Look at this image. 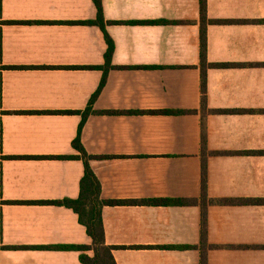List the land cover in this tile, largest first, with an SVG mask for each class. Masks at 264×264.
<instances>
[{"label":"crops","instance_id":"crops-1","mask_svg":"<svg viewBox=\"0 0 264 264\" xmlns=\"http://www.w3.org/2000/svg\"><path fill=\"white\" fill-rule=\"evenodd\" d=\"M102 6L115 49L80 138L116 263L264 264V0H207L205 102L200 0ZM96 17L93 0H0V247H25L0 264H82L38 247L92 245L54 203L81 196L73 143L108 51Z\"/></svg>","mask_w":264,"mask_h":264},{"label":"trees","instance_id":"trees-1","mask_svg":"<svg viewBox=\"0 0 264 264\" xmlns=\"http://www.w3.org/2000/svg\"><path fill=\"white\" fill-rule=\"evenodd\" d=\"M97 8V17L95 21L86 22L84 24L96 25L100 27L104 33L105 40L108 44V51L106 53V65L103 67H97L98 69L104 70V77L101 82V85L95 94L91 105L87 110L82 114V123L78 133V137L73 143L74 148L80 153V156H77V159H81L85 165V176L81 183V196L78 200H65L60 202H55V205L66 206L73 209L80 217V222L86 227L88 235L92 238L91 246H50V247H38L42 249H54V250H63V251H78L81 253L80 261L82 264H117L113 255V248L106 245L104 227L102 222V203L100 202V183L95 173L92 171L89 161L91 157L87 154L84 147L81 143V131L82 127L85 124L88 117L94 113L93 112V103L95 98L101 92V89L106 83L108 72L111 69L112 57L114 54V42L109 36L106 30L107 22L104 18L102 0H93ZM200 9H201V60H202V92L204 95V102L206 98V71L210 66L207 63V28L208 24L211 22L208 20L207 16V0H200ZM149 23V22H148ZM159 23V22H152ZM168 115H177L182 112L179 111H160ZM158 112V113H160ZM61 114H72L73 111H63L56 112ZM157 113V112H155ZM64 158V157H61ZM202 202L207 203V187H206V166L203 165V182H202ZM187 202L176 201V200H166L161 202L164 205H183ZM205 208L203 212V220L205 225ZM203 238L205 239V230L202 233ZM25 247H0V252L3 249H22ZM88 251L93 252V256L87 254ZM205 258L202 261V264H205Z\"/></svg>","mask_w":264,"mask_h":264}]
</instances>
